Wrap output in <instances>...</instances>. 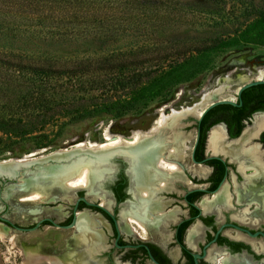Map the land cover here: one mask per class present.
<instances>
[{
  "label": "rangeland",
  "instance_id": "obj_1",
  "mask_svg": "<svg viewBox=\"0 0 264 264\" xmlns=\"http://www.w3.org/2000/svg\"><path fill=\"white\" fill-rule=\"evenodd\" d=\"M6 1V4L0 3L1 52L11 50L34 57L45 52L55 57L84 55L101 50L118 51L130 56L137 53L136 58L141 57L137 62L142 63L148 56L152 62L146 66L152 69L153 61L165 58L159 61L164 65L168 58L166 56L174 49L193 45H211L215 49L208 56L206 68L190 81L179 84L169 101L119 118L74 119L71 113L66 115V110L70 112L72 109L68 105L54 107L47 112H43L41 107L30 110L27 100L29 90L35 96L36 79H31L29 69L0 63V138L11 148L0 154V160L37 158L57 149L68 148L77 141L102 143L107 134L125 136L133 130H146L159 111L167 112L169 108L179 109L196 102L204 89L208 88L209 91L219 86L216 83L218 79L229 75L234 82L238 75H248L259 68L264 70V45L242 39L246 26L264 14V0H58L56 7L50 4V0H38L40 7L34 5L35 0H24L22 4H18L20 0ZM57 33L58 39L51 38L50 35ZM56 83L58 87L55 91L59 95L66 86H61L63 80ZM225 86L229 87L227 90L236 87L233 85L230 88L229 83ZM228 93L230 100L235 101L236 92ZM71 94L65 92V96L58 100L65 101ZM21 97L24 98L23 102L18 100ZM13 120L18 123L17 131H9V127L1 125V122L6 124ZM194 123L195 117L186 115L180 118V124L175 127L178 129L176 132L185 133L183 137L188 140L189 148L194 137ZM38 134H44L46 138L43 141L49 145L33 148L32 140L24 137ZM117 160L113 159L108 164L110 167L104 166L105 176L99 180L96 193L88 192L87 188L58 191L50 187L46 190L48 197L45 200L25 202L18 200L25 192L16 189L8 196L0 193V212L20 226H28L37 220L36 217L43 216L57 222L67 214L76 191L83 192V197L89 202H98L97 195L103 194L102 197L109 201L105 207L111 211L106 186L117 168ZM70 233L54 226L26 232L5 231L3 236L0 235V264H28L25 263L24 249L29 248L41 253V260L36 264H51V260H58L55 255L67 246ZM131 235L135 237L134 233ZM142 235L148 234L143 232ZM110 244L108 241L104 247L110 251L109 256L89 253L88 264H121L117 259L118 251L109 249ZM211 249L210 246L208 251ZM144 264L152 263L145 261Z\"/></svg>",
  "mask_w": 264,
  "mask_h": 264
},
{
  "label": "flooded vegetation",
  "instance_id": "obj_2",
  "mask_svg": "<svg viewBox=\"0 0 264 264\" xmlns=\"http://www.w3.org/2000/svg\"><path fill=\"white\" fill-rule=\"evenodd\" d=\"M261 111L264 112L263 110L252 111L248 118L243 119V129L241 128L240 134H237L238 137L231 141L228 139L234 137H229L227 125L223 121L209 126L210 128H205V123L199 125L194 123V137L190 148L187 145L180 158L175 156L169 158L166 156V150L168 146L170 149L171 142H167L164 152L161 155L158 154V157L157 154L153 155L150 159L147 170L151 178L146 183L134 181L131 161L127 159V156H124L127 163L117 160V168L106 186L107 198L112 205L110 212L118 227L117 238L112 221L103 212L94 207H87L78 200L77 209L87 208L89 211L86 213L92 215H97L92 211H99L105 219H102L103 224L94 227L95 230L92 228V231H96L101 238L96 245L91 247L89 242L74 243V233L77 234L78 227L73 225L64 228L62 226L70 223L74 203L78 197H83V192L76 191L75 200L62 219L56 222L48 217L59 225L57 228L71 231L67 246L65 249L63 247L55 257H76L79 254H86L84 261L87 264L89 253L96 252L99 255L109 256L110 251L105 250L104 247L110 241L109 249L118 251L117 259L121 264H144L145 261L154 264L149 255L158 264H193L192 254L194 253L200 255L196 259V264H264V235H262L264 234V136L260 137L264 128L256 137L244 144V149L230 147L238 152L237 155L229 154L228 151L212 154L207 146L208 136L213 127H221L224 133L223 142L230 144L238 140L244 128L253 125L255 116L262 114ZM254 112L258 113L250 117ZM219 123L223 124L224 129ZM178 134L183 137L185 133L178 132ZM183 139L186 140L185 137ZM252 140H257L259 144ZM186 142L188 144V140ZM209 155H215L218 158L205 159ZM160 158L175 164L177 172L169 171L167 174V170L160 169L158 165ZM210 159L220 163L218 165L220 171L214 170L213 165L206 163ZM207 169L209 170L206 173ZM248 172L250 173L246 174ZM173 177L176 178L173 179ZM3 185L4 181L0 179V193H2ZM105 200L107 202L103 207L109 202ZM2 213L0 212L1 216ZM45 217H36L37 220L28 226H20L10 220V223L1 222L9 227L6 228L7 232L15 230L13 225L28 228L39 222L33 230L44 226H54L53 223L42 220ZM143 232L148 235H142ZM132 233L135 237L131 235ZM210 246L212 249L208 251ZM45 256L54 257V255Z\"/></svg>",
  "mask_w": 264,
  "mask_h": 264
},
{
  "label": "trees",
  "instance_id": "obj_3",
  "mask_svg": "<svg viewBox=\"0 0 264 264\" xmlns=\"http://www.w3.org/2000/svg\"><path fill=\"white\" fill-rule=\"evenodd\" d=\"M20 0V3L22 4ZM47 1V0H45ZM3 2V3H1ZM54 7L58 0H50ZM1 4L8 1L0 0ZM35 6L41 3L35 0ZM243 30L242 39L264 45V14L254 18ZM58 39V33L50 35ZM215 46H190L174 49L168 54L166 63L162 65V58L153 61V68H147L151 59L146 56L143 62H137V53L133 56L120 52L105 50L91 51L89 54L67 57H55L48 53L31 56L24 53L0 51V63L14 64L29 69L31 79L35 78V96L29 90V109L41 107L43 112L53 110L54 107L72 106L70 112L74 119L86 118H119L127 113L144 110L150 105L159 106L172 98L174 89L182 83L193 79L203 71L208 62V56ZM44 64H40V63ZM152 62V61H151ZM63 80L61 86H66L61 94L55 88L57 81ZM71 92L66 100H58ZM20 102L24 98L18 99ZM240 105L232 106L219 104L208 109L201 117L199 124L205 123V128L223 121L227 125L229 137H235L243 126L242 120L249 117L255 110L264 111V84H256L243 89L239 94ZM77 102V106L74 103ZM89 105V106H87ZM14 122L13 124H11ZM1 122L9 127V131H17L18 123ZM18 122V121H17ZM28 133V132H24ZM264 136V131L260 137ZM32 140L33 148L49 145L44 134L24 136ZM11 148L0 138V154ZM214 170H221L220 163L215 159L207 160Z\"/></svg>",
  "mask_w": 264,
  "mask_h": 264
},
{
  "label": "bare ground",
  "instance_id": "obj_4",
  "mask_svg": "<svg viewBox=\"0 0 264 264\" xmlns=\"http://www.w3.org/2000/svg\"><path fill=\"white\" fill-rule=\"evenodd\" d=\"M263 77H264V70L262 68H259V69H254L252 72L250 71L248 75H238L234 82L231 79H229V75L226 76L225 78L218 79L216 83H218L219 86L209 91L208 88L204 89L202 96L196 102L194 101L189 105H184L179 109L169 108L167 112L159 111V115L156 117V119L153 120L148 130H133L130 132V136L127 138H123V136L121 135L110 136L107 134L104 136L105 142L102 143L89 142L88 145L79 144L77 147H83V145H85L88 146L89 148L88 150L92 152L100 153L99 157L95 159V161L90 163V166H82V165L72 166L70 164H67L62 167L45 166L42 169L36 171L31 177H26L23 179L20 178L19 185L13 184V185L5 186L2 189V192L6 196H8L11 192H13L16 189L25 192V194L20 197V199L25 202H35L43 199L45 200L46 196L48 197V195H45L46 190L50 187L57 188L58 191L59 190L63 191L65 189L73 190L77 188H87L88 192L90 191L96 193L97 190L96 186H98L97 184L99 180L103 177L106 171L104 166L110 167L106 164L108 157L118 153H121L123 156H127V159L131 161V173L134 181L136 183L139 181L146 183L151 178V175L148 172L149 170H147V168L149 167V166L147 167V165L151 161L150 159L152 158L153 155L157 154L156 155L157 157L158 154L161 155L165 150V146L167 142L169 143L171 142L170 149H168L169 147L168 146L166 150L167 157L170 158L172 156V158H174L175 156L180 158L183 156L184 149L187 146V142H186L187 139L185 138L186 140H184L183 139L184 137H182L181 134H178V132L173 130L175 127L179 125L180 118H183L186 115H193L195 118H197L201 113V111L203 110V108H205L210 102L218 99H230L231 96L229 95L228 92H236L237 88L241 84L254 79L256 80L263 79ZM226 83H229L230 88H232V86L235 85L236 86L235 89L227 90V88L229 87L225 86ZM263 128H264V115L263 114L256 115L253 121V125L251 124L250 127L244 128V131L241 134V136L238 138V140H236L233 143L227 144L223 142L224 133L221 127L215 126L211 129L208 136V143H207L208 149L212 154H216L219 151H228L229 154L237 155L238 152L231 149L230 147L234 146L236 148H242L244 144L247 143L251 138L256 137L258 135V132ZM165 129H168L169 134L160 138V135L163 134L162 130ZM246 150L247 149H245V151ZM249 150L252 149L249 148ZM248 154H250V152H248ZM163 158L165 157L163 156ZM158 165L160 166V169L164 168L165 170H167L168 172L165 171L167 172V174H169V171L171 172L176 171L175 164L169 161L166 162L161 159L160 162L158 161ZM178 172L180 171L178 170ZM0 173L6 176H12L14 174V168L10 166L8 162H0ZM156 174L159 175L160 173L158 172ZM174 178L176 177H173V179ZM164 185L165 184H162L160 186H164ZM31 188H35V189H31ZM26 191L28 192L26 193ZM102 195H97V196L99 198V204L103 206L107 201L105 200L104 197H102ZM135 221L137 222V220ZM103 223L104 221L98 215L88 214L85 211L77 212L75 214L74 226L78 227V231L77 234L74 233V243L80 244V243L89 242L91 244V247H93V245H96L99 239L101 238L99 237V235H97L96 231H92V228L94 229L96 225ZM5 231H7V229L0 225V235L3 236ZM85 255L86 254H79L76 257L63 256L61 258L59 257L58 260L56 261L51 260L50 263L51 264H86V262L84 261ZM24 259H25V263L28 264H36L41 260L38 251L33 248L24 249Z\"/></svg>",
  "mask_w": 264,
  "mask_h": 264
},
{
  "label": "water",
  "instance_id": "obj_5",
  "mask_svg": "<svg viewBox=\"0 0 264 264\" xmlns=\"http://www.w3.org/2000/svg\"><path fill=\"white\" fill-rule=\"evenodd\" d=\"M256 84H264V79H257V80L254 79V80H250L248 82H245V83L241 84L236 90V99L239 98V94H240V92L243 89H245V88H247L249 86H252V85H256ZM240 103L241 102H240L239 99L237 101H233V100H230V99L214 100V101L210 102L205 108H203V110L201 111L199 116L197 118H195V123H199L202 115L208 109H210L211 107H213L215 105L228 104V105H232V106H238V105H240ZM256 113H258V112L252 113L250 117H253V115L256 114ZM260 113L264 114V112H262V111ZM179 124H180V121H179ZM219 124L224 129L223 124H221V123H219ZM211 126H213V125H211ZM146 130H148V128ZM173 130L176 131L178 129L174 128ZM162 131H163V134L160 135V138L164 137L165 135L168 134L167 133L168 129H165V130H162ZM240 132H239V134H240ZM238 135L236 137L232 138V139H228V141L236 139L238 137ZM129 136H130V134L123 136V138H127ZM89 142H91V141H77V142L69 145L68 148L57 149V150L51 151L49 153H46L44 155H41L40 157H37V158H28V159H26L24 157H20V158H7V159L0 160V162H8L10 164V166H12L14 168V174L12 176H6V175L0 173V179L4 181V185H3L2 189L5 186H8V185H13V184L14 185L18 184L19 185L20 178L23 179V178H26V177H31V176H33V174L36 171H38L39 169H42L45 166L62 167V166H65L67 164H70L72 166H74V165H76V166H79V165L90 166V163L95 161V159H97L99 157L100 153L99 152H92V151L88 150L89 149L88 146H85V145H83V147H77L78 144H81V143L84 144V143H89ZM253 142L258 143L257 140H254ZM84 149H86V150H84ZM211 157H217V156H215V155L214 156H210L209 155L205 159L211 158ZM113 159L122 160V161L127 163V161L124 158V156L121 153H118V154H113L110 157H108L106 164L107 165L110 164ZM192 160H193V158H192ZM249 173L250 172H248L246 174H249ZM97 185H99V182H98ZM96 188L98 189V186ZM78 200H81V202L87 207H94V208L99 209L101 212H103L112 221L114 229L116 231V238H117V236H118V227H117V223H116V221L114 219V216L111 214V212L107 208H105L102 205H100L99 201L98 202H89L84 197H78L77 198V200L74 203V206L72 208V216H71L70 223L68 225L62 226V227L68 228V227L73 226L75 224V214L77 212H81V211L88 212L89 211V209H87V208L77 209L76 205H77V201ZM92 212L94 214H97L101 219H105V217L99 211H92ZM42 220L48 221L50 223H53V225L55 227L59 226L57 223H54L48 217H45ZM1 221L6 222V223H10V221L8 219H6V218H4L3 216L0 215V225L2 227H4V228H9L6 224H4ZM38 224H39V222H37L33 227H28V228L18 227L16 225H13V228L15 230H18V231H30V230L35 229ZM262 235H264V234L262 233ZM199 257H200V255L197 254V253L192 254L193 264H196V259L199 258ZM149 258L154 264H158L156 261H154V259L151 257V255H149Z\"/></svg>",
  "mask_w": 264,
  "mask_h": 264
}]
</instances>
